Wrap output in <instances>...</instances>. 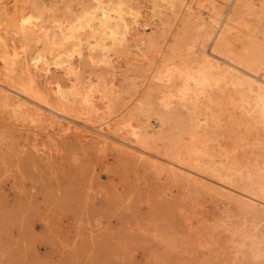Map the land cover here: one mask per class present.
Wrapping results in <instances>:
<instances>
[{
    "label": "rangeland",
    "instance_id": "1",
    "mask_svg": "<svg viewBox=\"0 0 264 264\" xmlns=\"http://www.w3.org/2000/svg\"><path fill=\"white\" fill-rule=\"evenodd\" d=\"M9 1H12V0H4V1L1 0L0 5L1 3L6 4L7 2H8L7 5L9 4L11 5L12 2L9 3ZM14 1L15 0H13V2ZM24 1H25L24 11L25 10L26 11L25 12L23 11V14L20 16L21 19L23 20L22 22L27 23V21L29 20L28 21L29 23L30 22L38 23L41 20V21L46 22L47 24H50L54 10L59 9V11H56L54 14L57 13L58 15L62 16L65 13L62 14L64 11L62 12L61 10H64L63 7L65 8L66 4H69L71 6L70 9L76 12L79 10L80 8L79 6L81 5V3H83V1L86 2V0H81V2L80 0H76V1L69 0V2L68 0H65L67 1V3L64 0H47V1L45 0V2L44 0H41V1L31 0V2L33 1V3L29 2L30 0H24ZM37 1H40V2L43 1V3L39 4V2L37 3ZM133 1H136V0H133ZM133 1L130 0V2L132 3ZM138 1L140 3V7H138L139 10L141 11L144 8L143 11L141 12L139 11L141 13V14L139 13L140 14L139 17L142 16L141 18L147 21L146 22L147 24L146 25L141 24L142 26H144L143 28L141 27V25L137 27V32L138 30L139 32L138 33L136 32L137 34L136 38L132 39L130 37L127 39L128 40L127 41L128 46H126L127 49L125 46L117 47L116 51L111 52L112 56L107 55L106 61L104 60L102 61L101 59L102 57L101 55H99L100 54L99 51H96L97 53H95L96 54L95 56L98 57L99 55L100 57V60L98 59V61H96L97 58L95 56H94L95 60H92L89 57H85L86 60L84 57H83L84 59L83 58L80 59L79 57H76L77 56L76 53H74L73 56H71L72 58L70 59L72 61L74 60L72 63L75 66L74 68L75 71H77L78 69H81L77 71V73L79 72L81 74L80 75L78 73V75L81 77L80 78L81 80L79 79L81 83L83 81V84H85V81H86L87 86L88 84L89 86H91V84L95 80L92 86L94 87L97 85L102 86V84L106 83L108 86L104 84L106 87L105 88L103 85V87L105 88L104 91L110 94V90H111V94L108 96L106 95L107 93L105 94V92L100 89H97L95 91L93 90L94 92L91 91V93H89V96H91V94L94 93L95 95L98 94L97 97L99 99L101 98L100 99L101 101L97 97L94 98L93 96L94 94H92L91 96L92 98L91 97L89 98L90 101H92L93 99L95 100L94 102L95 104L91 102V107L93 108L92 109L93 113L90 111L91 112L90 115L92 117L91 122L93 121V117H94V120L96 118V120L93 121L94 123L92 122L93 124L98 125L99 127L103 128L106 131L111 130L110 131L111 133H114L118 135L119 137H122L123 139L128 140L130 143L135 144L137 146H140V143L139 142L137 143L136 141L137 136H135V134L137 135L139 133V132L136 133V131L138 130L142 131L143 126H144V129H146L147 131L150 128L149 132L153 130L152 134L150 133L151 136L149 140L146 139L147 142L146 143L144 142V144H142L141 146L145 145L144 146L145 148L144 147L143 148L146 150L148 147H150L151 149L148 148V151L150 152L152 151V153L155 152L156 154L163 155L164 153L162 154L161 152H163V150L165 151L167 147L169 146V143H171L173 140L179 138L180 142H182V140L183 142H187L188 138L182 137L186 135L182 133L183 131H181L183 126L187 127V129L190 128L189 130L195 129V126H193L192 124L193 122H190V121L188 122L190 115L187 113L186 108L182 106L180 103L176 102V99H175L176 97H174L175 100H172L176 102L175 105L171 101V106L173 105L172 108L167 107L166 104L163 103L165 95H163L164 92L161 90V88L164 84V81H165L164 79L166 78V76H169L170 72L174 71L175 68L173 67L181 66L180 56L177 58V55H175L173 58H170V59L168 58L169 60L166 61L167 59L164 60L165 58H167L166 53L168 56H170L169 55L170 53H168L170 51V46L172 44H175L176 42H177L176 45L179 47L183 43L186 45L184 38L187 37V34H189L188 35L189 40L187 38L186 42L188 44L194 43V46L196 47L197 46L196 38L200 36L199 33L202 31L200 27H203V24H201V22L203 23V21L201 20H204L203 18L206 19L207 17L206 20L209 21V23L211 22L212 25L215 24L216 21L221 20L223 16L226 14L227 7H229L228 4L230 3V0L228 1L225 0L228 3L225 2L224 0H186L187 2L185 0L183 1L181 0L182 2L180 0H177V1L174 0L175 2L173 0H169V1L168 0H152L154 2H152L151 0L150 1L141 0L142 2L140 0H137L136 2ZM147 1H149L148 4H147ZM252 1H253L252 6L251 5L249 6L251 8L249 7L246 8V6L248 5L243 4L244 6L243 5L239 6V8L241 7V9L237 7V11L239 13L235 11L236 13H234L233 15V17L237 15V17H234V18H237L235 19L237 22L241 19L240 21L242 25H244L243 23L245 22L244 27L240 26L241 28L238 27L237 29H236V26L239 25L238 23H240V21L236 23V21L233 20L235 23L232 22L234 23L232 25L237 24L235 27L233 26L234 28L233 36L234 35L236 36V37L234 36V41H236L238 45L240 44L241 47H246V45L244 44H248V41L250 40L249 38H251V36L249 37L248 34L252 35L251 33H256V32L258 33V34L256 33L257 36L259 35L261 36L262 34L260 33L259 30L261 29L260 23L264 21L263 19L264 18V12H263L264 6L262 7L260 4H258L260 6L259 7L257 5V3H260L261 0L260 1L251 0V3ZM34 2H36L37 5ZM136 2H134V4H137ZM163 2L165 3L167 2L166 3L167 6L163 5L164 4ZM45 3L46 4L48 3V4L46 5ZM145 3L149 5L150 7H146ZM151 3H154V4L151 5ZM34 4L37 6V8L41 4H44V6L41 5L42 6L41 8H44L45 10L49 7L50 9L49 10L47 9L48 12H46L45 10L46 13H44L43 9L40 10L41 8H38L40 10L39 12L38 9H35ZM50 4L52 7L54 6L55 7L54 8L50 7ZM3 5H1L2 7L0 6V13H1L0 15L1 17L3 16L2 18L0 17V20H1L0 25L2 24L0 26V31H1L0 33L1 34L3 33L2 35H4V38L6 37L7 43H10L9 45H16L19 51L24 52V55L26 56L25 64L26 66H28V68L30 66L29 68L30 71H32L34 75L35 73H39L41 75L42 74L41 72H43L44 70H42L39 67L40 66L39 63L41 62L39 61L37 63L35 61L36 58H34V56L37 54V51H39L40 49L42 50L43 48H41V46L39 48V46L36 45L38 42L36 40L32 39L33 41L32 40L25 41L27 38L26 37L23 38L24 36L20 35V33L22 35L23 34L25 35L26 34L25 31L23 32L21 29H19V31L21 32L18 31L17 26L14 23H12L13 19H10L11 13H9V15L8 13L6 14V12L3 9L4 8ZM31 5H33L34 7ZM137 5L139 6V4ZM154 5L157 7H155ZM181 5L183 8L181 7ZM198 5L200 8L198 7ZM61 7L62 9H60ZM151 7L160 8V9L162 8L163 11L165 10L164 12H166V14L171 16V17L168 16L170 24L166 23L163 26L164 27L163 28L158 23L157 17L153 15V12H152L153 8ZM169 7L171 10H169ZM174 7L176 8L174 9ZM145 8H146V11H145ZM216 8H217V11H216ZM242 8L243 9L246 8V9L243 11ZM51 9L53 11L52 14L50 13ZM179 9H180V12H178ZM192 9L195 12L196 11L198 12H196L195 14V12H193ZM249 9L252 12H250ZM175 10H177L178 13H176ZM256 10H258L259 12L262 10L260 12L261 14L258 12L257 15L259 16L254 14ZM32 11L33 12L36 11L34 13L35 15H32L33 14ZM150 11L152 12V15ZM188 11L192 12L191 15L188 14V16L184 17L185 14L187 15ZM211 11H213L214 13ZM26 12L28 13V15H26L27 14ZM36 13H38L39 15ZM41 13L42 15L43 13L45 15L41 17ZM144 14H146L147 18H145L146 16ZM49 15H51V18ZM25 16H27V20H25L26 19ZM179 16L181 17V19L178 18ZM195 16H197V18ZM23 17L25 19H23ZM37 17L39 18V20ZM149 17L151 18L150 20H149ZM254 17L257 18V20L258 19L259 20L258 21L255 20ZM2 19H5V20L2 21ZM195 19L196 20L198 19V21H196ZM174 20H176L175 21L176 25L172 24ZM149 21L152 22V24H150ZM259 21L261 22L258 23ZM181 22H184V24H187L186 22H189V24L181 25ZM192 22L193 23L195 22L196 25L193 24ZM10 23H12L13 26L10 25ZM29 23H27V25ZM167 25H170V26H167ZM199 25L200 27H198ZM250 25L252 27H250L249 29L248 26ZM257 25L260 27H257ZM148 27L149 28L155 27L154 29L156 32L152 28L149 29ZM170 27L172 28L170 29ZM15 28L17 30H15ZM147 28H148V31L146 30ZM162 28L163 30L166 29L167 35L166 33H163V30H161ZM140 30L142 31V33ZM143 30L146 31V33ZM158 30H159V33H158ZM196 31L197 33H195ZM198 31L200 32L198 33ZM238 31H240L239 34H238ZM247 31H249L250 33H248ZM18 32L19 34H17ZM179 32L180 33L183 32L181 33L182 36L179 35L180 34ZM190 32H192V35L194 37L190 36L191 35ZM147 33H152L156 35V37H158L157 34L160 35L158 37V39L160 38L159 39L160 45L161 43H165V44H162L161 47L163 45L166 47L168 46V48L163 46V49H162V51L164 52L163 54L160 51L159 52L154 51L153 53V50L150 49V47L147 44H146L147 46L146 48L143 46L145 45L146 41L144 42L143 40H140V39H146L148 37ZM174 33L178 35H175ZM140 34L141 35L143 34L142 35L143 38L140 37L141 36ZM177 36L181 38H183L184 36L183 40L181 39L182 42L181 40L180 41L178 40L180 38H178ZM239 36L241 37L240 39L238 38ZM166 37H167V41L166 39L165 40L163 39ZM175 37L176 39L174 40ZM193 38L194 40L195 39L196 40L194 41ZM14 39H16L15 43L13 41ZM162 39L165 42L162 41ZM169 40L171 41V43L173 42L172 40H174V43L171 44L170 42H168ZM244 41L247 43H244ZM30 42H32V44ZM134 42H137L138 44ZM21 43H23L24 46H22ZM241 43L243 44L241 45ZM17 44L19 45L21 44V45L19 46ZM136 45L140 47L141 50ZM33 46L34 47L36 46V50ZM141 46L144 47L145 49L142 48ZM124 49L126 52H124ZM132 49L134 50V52ZM142 49L145 51H143ZM166 50H168V52H166ZM183 51H185V47L183 48ZM132 52L133 54H131ZM150 52L152 54H150ZM157 52L159 54H156ZM129 53H130V56L132 57L129 56ZM134 53H136L137 56H135L136 54L134 55ZM125 54H128V55L126 56ZM119 55L120 56L122 55V56L120 57ZM135 57L137 60H135ZM159 57H161L162 60H160ZM76 58H77V62H76ZM87 58H89L90 60ZM129 59H130V63H129ZM34 61L36 64L32 63ZM131 61L135 63V64L133 63L135 66H133ZM137 62L138 63L141 62V63L138 64ZM79 63H82L83 65L82 64L80 65ZM106 63H107V66H106ZM109 63L113 67L109 65ZM146 63H148L150 66L152 65L150 70L148 69L150 68V66L148 67V64L145 65ZM163 63L164 64L167 63V65L168 64L169 65L168 66L164 65L163 66L165 67L164 69L162 67ZM1 64H2V61H0V65ZM37 64L39 66H37ZM52 64L53 63H51V65ZM101 64H102V67L100 66ZM51 65H50L51 67L50 70L46 74L44 73L45 74L44 76L43 74L41 76L36 74L35 77L37 76L38 78L40 76V78H43V80L38 78V81H42V82H39V84L41 85V87H44L45 90L47 89L46 91L48 92L50 96L56 95L55 94L56 89H57V92H56L57 95H60V92H58L59 91L58 86L60 85L62 87V89L60 88V90L62 91H65L63 90V88L67 87V85H68L67 89H69L70 87L69 85H71L72 82L75 80L76 74L73 71L72 73L71 72L68 73L69 74L68 75L60 67L57 68L54 64L52 66ZM88 65H90L91 67ZM94 65H96L95 67L97 68V71H99V67H100V72H102L104 70V66H105V69H109V70H104V73H101V74L99 72V75L101 76V79H100V77L98 76V72L95 71L96 68L94 67ZM117 65L119 67H121L122 65V67L119 68ZM110 66L114 69H112ZM170 66L172 68H170ZM146 67L148 70H145ZM159 67L162 68V70H160ZM2 68H3V64L0 66V80L4 76L2 73L3 71ZM90 68L92 69L91 71H90ZM139 68H143L141 69L142 71ZM167 68L168 69L170 68L169 69L170 71L166 70ZM134 69L135 70L137 69L136 71L138 73L137 72L135 73ZM163 69H164V72H163ZM38 70L41 72H39ZM165 70L168 71L167 75H166ZM62 71L64 73H62ZM81 71H83L82 72L83 74L81 73ZM116 71H118V73ZM106 72H108L109 74L106 75L105 74ZM122 72L124 73L125 78ZM139 72H142V73L139 74ZM95 73L97 74V78H96ZM144 73H146L147 76H145L146 74ZM150 73L152 76H148ZM71 74H73V76ZM103 74L106 79L104 78ZM153 74L155 75L156 79L155 77H153L154 76ZM156 74L157 76H160V77H157ZM88 75L91 78H89ZM115 75H116V78H115ZM126 76L127 78L130 77V79H127ZM111 77L113 78V80ZM148 77L150 78V80L149 79L147 80ZM55 78H57V81ZM62 78H66V80ZM98 78H99V81H96L98 80ZM102 78L105 81L106 80L107 81L103 83ZM141 78L144 79L142 82L140 81L142 80ZM131 80L133 81L131 82ZM168 80L169 78H167L165 82H167ZM51 81H53V83ZM70 81H71V84H70ZM148 81L151 82L152 84L148 83ZM153 81L154 82L157 81L156 83L159 82V84L156 85V83L154 84ZM107 82H110L113 86L111 87V84ZM161 82H162V85H161ZM63 83L67 85L63 87L62 86ZM114 83H115V87L117 86L118 89L114 87ZM141 83H143L144 85H142ZM145 83L147 86L145 85ZM137 84L139 85L141 84V86L139 85L136 86ZM126 86L127 87L129 86L130 88H127ZM150 86L151 87L155 86V87L151 88ZM107 88H110V89H107ZM147 88L148 90H146ZM134 89L136 91H134ZM142 89H145L143 91L144 93L142 92ZM115 91H117V93ZM127 92L129 94H127ZM131 92H132V95H131ZM114 93H116L115 95L119 98H117L116 96L113 97L112 95H114ZM120 93L122 94V96L123 95L125 96L122 97ZM118 94L120 95L118 96ZM146 94L148 97H145ZM149 94H151L152 97ZM140 95L141 97L142 95H144L143 96L144 98L142 97L141 99L140 98L138 99ZM105 96L106 97L110 96L113 99L110 97L109 99L106 98L105 99V101L107 100V103H106L104 101ZM126 96L129 98L127 99ZM134 97H136L137 99ZM114 98L115 100L118 99V101L119 100L120 101L117 102L116 104L117 100L114 101ZM148 99H149V102H148ZM160 99L163 100V102ZM111 100L113 104H111L112 103ZM142 100H143V103H142ZM128 101L134 102V108H132L133 105L132 107L130 106V102L128 103ZM108 102H109V105H108ZM124 102L127 104H125ZM139 102L142 104H140ZM148 103L149 104L151 103V104L149 105ZM136 104L138 105L139 108L135 106ZM143 104L144 105L146 104V105L144 106ZM252 104L254 107H257L256 102H253ZM8 105L2 103L0 100V264H264V216L262 215V210H264V204L257 200H251L250 202L248 198L244 197L245 196L244 194L240 193V192H243V190L245 191V189L242 186L245 183V181L243 180L245 178L243 177L244 176L243 173L247 170L248 171L255 170L257 168L256 162H258L260 165L261 160H264V155H263L264 154L263 153L264 143L261 142L264 139V128L262 125H259V123L257 122L255 124L256 119H252L250 117V114H251L250 112L247 113L248 116H246L245 114L244 118H247V120L251 122L250 123L245 122L246 119L245 120L243 119L242 117L243 113L241 112L243 110L242 105H239L238 107H234V106L232 107L231 105H227L228 107L230 106L229 108L230 112H227V114H225V116H227L228 118L227 117L224 118L225 116L223 117L225 119V120L223 119V121L227 123V125L229 124V126H227V129H226L227 133L225 134L228 136H231V134H233L232 135L233 137L226 136L222 139V144H224L223 146L225 148L226 147L228 148V149L226 148L228 158L226 155H221V156L217 155V158L219 159L221 158L224 161L227 160L229 161L228 163L231 166L232 165L239 166V168H241V170L244 171L242 173L240 169L237 170L236 168H233V167L231 168V170L228 171L231 177L234 176L232 184H233V187L236 188V189L234 188L233 190L232 189L229 190V193H228V190H226L225 188H218V189L212 188V187L209 188V185H206L204 182L201 183V180L195 179L194 176L192 175H190L189 177V175L186 172H182L183 175L186 174L185 176H182V173H180V171L183 168L177 167L175 171L169 170L167 169V167L168 168L173 167V164L169 163L168 165L162 166L160 165L161 163L159 162L156 163L152 161V157L149 156L148 154L135 151L134 148H128L126 146H123V148H120L118 146L119 148L118 147L116 148L110 142L109 138L108 139L106 138L105 142H100L97 137L98 135L93 133L91 130L84 129V128L82 129L80 126L74 123H71L69 121L68 122L64 121V119H61V118L58 119V117H56V119H53V120L49 118L47 119L44 117L36 118L31 113L24 111V109L18 105H14V104H8ZM95 105L97 108L95 107ZM124 105H126L127 107ZM162 105L164 106V108ZM12 106L13 107L15 106V107L13 108ZM114 106H117V107H114ZM121 107L124 109H122ZM135 107H137L138 109H135ZM140 107H143V110L145 112L141 111L142 108L140 109ZM131 108L133 110H131ZM15 109H18V110H15ZM111 109H113L112 110L113 112L111 111ZM128 109L130 110V112L132 111L131 113H133V115H131V113L129 112L131 116L130 115L128 116V111H129ZM174 109L175 110L177 109V110L175 111ZM165 110L169 111L171 115L167 113V111ZM226 110L229 111L228 109ZM136 111H138L139 113ZM177 111L180 112V114L177 113ZM99 112L101 113L99 114L101 118L100 116L99 117L97 116L98 115L97 113ZM135 112L137 114H135ZM175 112L176 114H179V116L175 115ZM18 113L21 116L18 115ZM25 114H27V116ZM142 114L143 116L147 114L148 115L147 117L146 116L143 117ZM114 115L117 117H115ZM157 115L161 118H159ZM183 115L185 116L186 120L185 118L181 117ZM172 116H174L175 118ZM177 116L181 118H178ZM196 116L200 124L202 126L205 125L206 119H205L204 113L202 111H199ZM102 117L105 119H103ZM126 117H127V120L125 119ZM169 117L172 119H169ZM117 118L118 120H122V119L123 120L125 119V120L124 121L122 120L123 122L122 123L121 121L118 122ZM176 118H177V122L178 123L180 122L179 124L176 122ZM229 118L230 120H228ZM234 118L236 121L234 120ZM174 119H175V122L173 121ZM178 119L181 121H178ZM240 119L241 121H239ZM55 120L57 124H55L56 123ZM137 120H139V122ZM141 120L145 123H142ZM183 120L186 122H184ZM147 121L149 123H146ZM105 122L111 123L109 125L113 127L108 126V123L105 124ZM117 122L119 126V127L117 126V128L119 130L116 128ZM181 122H183V124ZM175 123L178 124V127ZM239 123L241 124L239 125ZM245 123L251 124L252 127L249 124L246 125ZM62 124L65 126L66 129L63 128ZM146 124L148 126H146ZM244 124L246 125V128L248 127V125L250 128L248 127V129H244L245 128ZM105 125L108 127H106ZM134 125L138 127L136 128ZM173 125H176V128H178V130H176V128L174 129ZM180 125L182 128L180 127ZM169 126L171 127V130L169 129L170 128ZM234 126L236 128H234ZM78 127L81 128L82 130L80 131ZM115 128H116V131L114 130ZM138 128H141V129H138ZM132 129L133 131H135L134 134L132 133L133 132ZM209 129L210 128H208V130ZM230 129H232L233 132L231 130L230 132L232 133L229 135L228 131ZM240 129H241V132H240ZM200 130L201 131H199L198 133H201V135L200 134L198 135L204 136L207 134L208 139L210 140V141H207L208 142L207 146L211 148L212 150L214 149L213 151L214 152L216 151L215 153L217 154L218 153V150L216 148L217 146L214 144L216 131H213L212 129H210L212 131L207 130L208 132L202 135L203 131L201 128ZM167 131H170V132H167ZM175 131H178L180 133H174ZM156 132L158 134L157 136H155L157 139L154 138V135L156 134ZM161 133H163L164 135ZM88 134L89 136H86ZM159 134L160 136L161 135L162 136L160 137ZM172 134L173 136L174 135L175 136L172 137ZM178 134L179 135L181 134V135L179 136ZM152 136L155 142L153 141V138H151ZM169 137L171 138L168 139ZM210 137H214L213 138L214 140L212 138L210 139ZM234 137H235V140H233ZM95 140H97L98 142L95 143ZM232 140L234 141L233 144H235L237 140L238 141L241 140V145L238 143V141L236 143L239 144L242 148L241 147L239 148L237 144L231 145ZM244 140H245L244 143L246 145L244 143L242 145V142ZM107 142L111 144H108ZM153 142L156 144L157 146L156 148L158 149H153L155 148V145L153 144ZM157 143L160 146L157 145ZM208 144H210V146ZM162 145L165 148H163ZM261 145L262 147H260ZM151 146H154V147H151ZM237 148L238 150L235 152V149ZM123 150L126 152L129 150L128 151L129 153H126V152L124 153ZM134 151L137 153H135ZM130 152L133 154H131ZM231 152H233V154ZM234 152L235 154L237 152L239 154H236L238 155L237 158L236 157L232 158L231 159L232 162H231L229 159L230 157L235 156ZM199 153L200 152H198V154ZM134 154L139 155V157L138 156L135 157ZM235 159H238L239 161L237 160L238 161L237 162ZM150 162L152 165L150 164ZM250 163H253V164H250ZM255 163H256V167H255ZM244 164H247L250 167V169L248 168L247 165H244ZM185 165L190 167V164L188 163H186ZM242 167L245 168L246 170L242 169ZM159 168H161L162 171ZM177 171L179 172V174ZM177 175H179L180 177ZM191 177L194 178L196 181H193ZM187 178H189L188 179L189 181L187 180ZM235 178H240L241 182ZM197 182H199V184ZM203 183L206 186H204ZM240 183H242V185ZM195 185L197 186L195 187ZM206 187L209 189H207ZM237 187L239 191L237 190ZM215 189H216V192H215ZM225 193H228V194H225ZM245 198L248 200H246ZM250 203L251 205L249 206ZM246 206H249V207H246Z\"/></svg>",
    "mask_w": 264,
    "mask_h": 264
},
{
    "label": "bare ground",
    "instance_id": "2",
    "mask_svg": "<svg viewBox=\"0 0 264 264\" xmlns=\"http://www.w3.org/2000/svg\"><path fill=\"white\" fill-rule=\"evenodd\" d=\"M1 1V0H0ZM2 1H4V0H2ZM41 1V0H40ZM40 1H37V3L39 2V4L40 3H43V1L42 2H40ZM47 1V0H46ZM65 1V0H64ZM63 1V2H64ZM76 1V0H75ZM89 1H91V2H89ZM86 0V2H84L83 1V3H81V5L79 6L80 8H79V10L78 11H74V10H72V9H70L71 8V6L69 5V4H66L65 5V8L63 7V9L64 10H61L63 13L62 14H64V15H62L61 13V15L62 16H60V15H58L57 13L56 14H54L56 11H59V9L57 10L56 8V10H54V13H53V11H52V9H51V11H50V13L52 14V18H51V15H49L50 16V18H51V22H50V24H47L46 22H44V21H41L40 20V22H38V23H29L28 21H27V23H29L28 25H27V23L26 22H24V23H26V24H24L22 21V19H21V15L23 14V11H24V9H25V1L24 0H15L14 2H13V0L12 1H9V3L10 2H12V4L10 5H7V3L6 4H2L1 3V5H3V9H4V11L6 12V14L8 13V15H9V13H11L10 14V16H11V18L10 19H13V21H12V23H14L16 26H17V28H18V31H19V29H21L23 32L25 31V35L23 34H21L20 33V35L21 36H24L23 38H27L25 41H30V40H36V41H38L37 42V44L36 45H38L39 46V48H40V46H41V48H43L41 51L39 50V51H37V54L34 56V58H36V62L38 63L39 61L41 62V63H39L40 64V66L37 64V66H39L42 70H44L43 72H41V71H39V72H41L42 74H43V76L50 70V65H51V63H53L57 68L58 67H60L66 74H68V73H72L73 71H74V73L76 74H74L76 77H75V80L72 82V84H71V81H70V84L71 85H69L70 87H69V89H67V87H68V85L67 84H64L63 83V87L64 86H66L67 85V87H64L63 88V90H65V91H62V90H60V88L62 89V87L59 85L57 88L59 89V91L58 92H60V95H57V89H56V91H55V96H50L49 94H48V92L45 90V88L44 87H41V85L39 84V82H42V81H38V78H40V76L42 75H40L39 73H35V75L36 74H38V75H40L38 78H37V76L35 77V75H34V73H32V71H30V66H29V68H28V66H26V56L24 55V52H22V51H19L18 49H17V46L16 45H9L10 43H7V41H6V37L4 38V35H2L1 33H0V61H2V64H3V71H2V73H3V77H2V79L0 80V100H1V102L2 103H4V104H14V105H18V106H20V107H22L23 109H24V111H27V112H29V113H31L32 115H34V117H36V118H39V117H44V118H49V119H51V120H53V119H56V117H58V119L59 118H61V119H64V121H69V122H71V123H74V124H76V125H78V126H80L82 129L84 128V129H89V130H91L93 133H95V134H97L98 136V139H99V141L100 142H105L106 141V138L108 139H110V142L113 144V146H115L116 148L119 146L120 148H123V146H126V147H128V148H134L135 149V151H139V152H142V153H146V154H148L149 156H151L152 157V161H154V162H159V163H161L160 165H168L169 163L170 164H173V167H170V168H168L167 167V169H169V170H173V171H175L176 170V168L177 167H179V168H183L181 171H180V173H182V172H186L188 175H189V177H190V175H192V176H194V178L195 179H198V180H201V183L202 182H204L206 185H209V188L210 187H212V188H216V189H218V188H225L226 190H228V193H229V190H233L235 187H233V177H231V175L229 174V170H231V168L233 167V168H236L237 170L238 169H240L241 170V168H239V166H234V165H230L228 162L229 161H227V160H223V159H219V158H217V155H228L227 154V150H226V148L223 146L224 144H222V139L224 138V137H226V136H228V135H226L225 133H227V131H226V129H227V126H229V124L227 125V123H225L224 121H223V119L224 118H226L227 116H225V114H227V112H230V110H229V108H230V106L228 107L227 105H231L232 107L234 106V107H238L239 105H242L243 106V110L241 111L242 113H243V119L245 120L246 119V121L245 122H251V121H248L247 120V118H244L245 117V114H246V116H248L247 115V113L248 112H250L251 114H250V117L252 118V119H256L255 120V124H256V122L257 123H259V125H262L263 126V128H264V21H259L258 23H260L261 25V29L259 30L260 31V33H262L261 34V36L259 35V36H257V34L256 33H251L252 35H250V34H248L249 35V37L251 36V38H249L250 40L248 41V44H244V45H246V47H241L240 46V44L238 45L237 43H236V41H234V36H233V26L235 27L236 25H232V24H234L235 22L233 21V20H235V19H237V18H234V17H237V15L236 16H234L233 17V15H234V13H236V12H238L237 11V7L239 8V6H242L243 4L244 5H248V6H246V8L247 7H249L250 5L252 6V4H253V1H252V3H251V0H245V1H243V0H230V3L228 4L229 5V7H227V11H226V14L223 16V18L221 19V20H219V21H216V23L215 24H211V22L209 23V21H207L206 19H207V17H206V19L205 18H203L204 20H201V21H203V23L201 22V24H203V27H200V25L198 26V27H200V29H202V31L200 32V31H198V33L200 34V36L198 37V38H196L197 39V43H196V47L194 46V43H192V44H188L186 41V39L188 38V40H189V34H187V37L186 38H184V36H183V38L185 39V43H186V45L184 44H182L180 47L179 46H177L176 44H177V42L175 43V44H172V43H174V40L176 39V37L174 38V40H172L173 42L171 43V41L169 40L168 42H170L172 45L170 46V51L168 52V50H166V52H168V53H170L169 55L170 56H168L167 55V53H166V56H167V58H165L164 60H166V61H168L170 58H173L175 55H177V58L180 56L181 57V60H180V63H181V66H178V67H173V68H175L174 69V71L173 72H170L169 73V76H166V78L164 79L165 81H166V79L167 78H169V80L167 81V82H165L164 80V84H163V86H162V88H161V90L164 92V94L163 95H165L164 96V102H163V100H161L164 104H166V106L167 107H170V108H172L173 107V105L171 106V101L172 100H175L176 99V102H178V103H180L182 106H184L185 108H186V110H187V113L190 115V118H189V120H188V122L190 121V122H193L192 124H193V126H195V129L193 130V129H191V130H189V129H187V127H185V126H183V128L181 127V125H180V127L182 128L181 129V131H183L182 133L183 134H186L185 136H182L183 138L184 137H187L188 138V140H187V142H183V140H182V142H180L179 141V138H177V139H175V140H173L171 143H169V146L167 147V149L164 151L163 150V152H161L163 155H159V154H156L155 152L154 153H152V151L150 152V151H148V148H150V147H146L147 148V150L146 149H144L145 147V145H143V146H141L142 144H144V142L146 143L147 142V140L146 139H148L149 140V138H150V133L152 134V131L151 132H149V130H150V128L148 129V131L146 130V129H144V126H143V130L141 131V130H138V131H136V133L137 132H139L137 135L135 134V136H137L136 138H137V143L139 142L140 143V146H137V145H135V144H132V143H130L128 140H125V139H123L122 137H119L118 135H116V134H114V133H111L110 131H106V130H104L103 128H101V127H99L98 125H96V124H93L94 122L93 121H95L96 120V118H95V120H94V117H93V123L91 122V119H92V117H91V115H90V113L92 112V107H91V102H95V100L93 101L92 99V101H90L89 100V98L92 96V94H94V93H92L91 94V96H89V93H91V91H95V90H97V89H100V90H102V91H104V89L106 88L105 87V85L104 84H106V83H104V82H106L103 78V83L104 84H102V86L101 85H97V83H96V85L97 86H92L93 85V83H94V81H93V83L91 84L90 82V84H91V86H89V84H88V86H87V84H86V81H85V84H83V81H82V83L80 82V76L78 75V73H77V71L78 70H81V69H78L77 71H75V66L73 65V61L70 59V58H72L71 56H73V54L74 53H76V57H79L80 59L81 58H85V57H89V58H91L92 60H95V58H94V56L96 55L95 53H97L96 51H99V55H101V59H102V61L104 60V61H106V59H107V55H111V52H113V51H116V49H117V47H119V46H128L127 45V39L128 38H132V39H134V38H136V32H137V27L138 26H140L141 24L142 25H146L147 23V21H145V20H143L141 17H139V15L141 14L140 12L141 11H143L144 10V8H143V10H139V8L138 7H140V3H139V1L138 2H136V1H133V3L132 2H130V0L128 1V0ZM141 1V0H140ZM150 1V0H149ZM149 1H147V4H148V2ZM152 1V0H151ZM169 1V0H168ZM174 1V0H173ZM177 1V0H176ZM181 1V0H180ZM183 1V0H182ZM181 1V2H182ZM186 1V0H185ZM225 1V0H224ZM228 1V0H227ZM227 1H225V2H227ZM260 1V0H259ZM29 2H31V0L29 1ZM44 2H45V0H44ZM48 2H50V1H48ZM66 3H67V1H65ZM68 2H69V0H68ZM80 2H81V0H80ZM88 2V3H87ZM134 2H136L137 4H139V6L137 5V4H134ZM142 2V1H141ZM146 2V1H145ZM152 2H154V1H152ZM171 2V1H170ZM175 2V1H174ZM181 2H180V4H181ZM187 2V1H186ZM202 2V1H201ZM212 2V1H211ZM31 3H33V1L31 2ZM36 5H37V3L36 2H34ZM57 3V2H56ZM72 3V2H71ZM157 3V2H156ZM164 4L163 5H165V6H167L166 5V3L165 2H163ZM184 3V2H183ZM189 3V2H188ZM197 3V2H196ZM199 3V2H198ZM217 3V2H216ZM219 3V2H218ZM222 3H224V2H222ZM228 3V2H227ZM34 4V5H35ZM39 4H38V6H39ZM46 4V3H45ZM48 4V3H47ZM46 4V5H47ZM63 4H65V3H63ZM63 4H62V6H63ZM144 4V3H143ZM146 4V3H145ZM145 5L146 7H150L149 5ZM154 3H151V5H153ZM173 4V3H172ZM194 4V3H193ZM202 4V3H201ZM258 4H260L262 7L264 6V0H261V2L260 3H257V5ZM0 5V6H1ZM35 5V9H38V8H41L42 6L41 5H43L44 6V4H41L38 8H37V6ZM45 5V6H46ZM54 5H56V4H54ZM53 5V6H54ZM58 5V4H57ZM60 5V4H59ZM72 5V4H71ZM159 5H160V3H159ZM175 5V4H174ZM178 5V4H177ZM184 5V4H183ZM197 5V4H196ZM200 5V4H199ZM199 5H198V7H199ZM212 5V4H211ZM225 5V4H224ZM227 5V4H226ZM243 5V6H244ZM31 6H33V5H31ZM61 6V5H60ZM60 6H58V7H60ZM155 6V5H154ZM169 6V5H168ZM185 6V5H184ZM190 6V5H189ZM259 6V5H258ZM2 7V6H1ZM26 7H28V6H26ZM30 7V6H29ZM34 7V6H33ZM32 7V8H33ZM47 7V6H46ZM45 7V8H46ZM50 7H52L51 6V4H50ZM55 7V6H54ZM54 7H52V8H54ZM57 7V6H56ZM155 7H157V6H155ZM159 7V6H158ZM162 7V6H161ZM164 7V6H163ZM180 7V6H179ZM181 7H182V5H181ZM191 7V6H190ZM189 7V8H190ZM197 7V6H196ZM197 7V8H198ZM260 7V6H259ZM258 7V8H259ZM261 7V8H262ZM31 8V7H30ZM29 8V9H30ZM151 8H153V7H151ZM166 8V7H165ZM176 7H174V9H175ZM183 8V7H182ZM189 8H188V10H189ZM200 8V7H199ZM219 8V7H218ZM244 8V7H243ZM242 8V10L244 11L245 9H243ZM249 8H251V7H249ZM27 9V8H26ZM43 9V11H44V13H46V12H48L47 11V9L49 10L50 8L48 7L47 9H45L46 10V12H45V10H44V8H41L40 10H42ZM60 9H62V7L60 8ZM142 9V8H141ZM181 9V8H180ZM180 9H179V11L178 12H180ZM187 9V8H186ZM191 9V8H190ZM223 9V8H222ZM239 9H241V7L239 8ZM263 9V8H262ZM2 10V9H1ZM40 10L38 9V11L40 12ZM72 10V11H71ZM148 10V9H147ZM169 10H171L170 9V7H169ZM198 10V9H197ZM253 10V9H252ZM3 11V10H2ZM26 11V10H25ZM24 11V12H25ZM29 11V10H28ZM31 11V10H30ZM74 11V12H73ZM140 11V12H139ZM145 11H146V8H145ZM165 11V10H164ZM163 10H162V8L160 9V8H153V10H152V12H153V15H155L156 17H157V21H158V23L163 27L166 23L168 24L169 23V17H171V16H169L168 14H166V12H164ZM176 11V13H178L177 12V10H175ZM175 11H174V13H175ZM192 11L193 12H195L193 9H192ZM216 11H217V8H216ZM222 11V10H221ZM236 11V12H235ZM242 11V12H243ZM249 11H250V9H249ZM262 11V10H261ZM260 11V12H261ZM36 12V11H35ZM35 12H33L32 11V15H35L34 13ZM38 12V13H39ZM151 12V11H150ZM152 12H151V15H152ZM196 12H198V11H196ZM196 12H195V14H196ZM211 12H213V11H211ZM211 12H209V13H211ZM248 12V11H247ZM250 12H252V11H250ZM258 10H256L255 12H254V14H258ZM259 12V13H260ZM264 12V11H263ZM262 12V13H263ZM27 13V12H26ZM38 13H36V14H38ZM43 13V15H45ZM140 13V14H139ZM183 13H185V12H183ZM191 11H188L187 12V15L185 14H182V15H184V17H186V16H188V14L189 15H191ZM214 13V12H213ZM221 13V12H220ZM239 13V12H238ZM241 13V12H240ZM249 13V12H248ZM1 14V13H0ZM3 14V13H2ZM48 14V13H47ZM170 14H172V13H170ZM251 14H253V13H251ZM261 14V13H260ZM5 15V14H4ZM26 15H28V13L26 14ZM31 15V14H30ZM29 15V16H30ZM39 15V14H38ZM42 15V13H41V17L43 16ZM145 16H146V14H144ZM143 15V16H144ZM148 15V14H147ZM198 15V14H197ZM201 15V14H200ZM241 15V14H240ZM154 16V17H155ZM169 16V17H168ZM173 16H175V15H173ZM215 16V15H214ZM254 16V15H253ZM257 16H259V15H257ZM256 16V17H257ZM0 17H1V15H0ZM3 17V16H2ZM1 17V18H2ZM26 17V19L23 17V19H25V20H27V16H25ZM34 17V16H33ZM33 17H31V18H33ZM36 17V16H35ZM46 17V16H45ZM177 17V16H176ZM175 17V18H176ZM196 18H197V16H195ZM199 17V16H198ZM238 17H240V16H238ZM262 17V16H261ZM260 17V18H261ZM38 18V17H37ZM47 18V17H46ZM145 18H147V16L145 17ZM178 18H180L181 19V17L179 16ZM192 18V17H191ZM194 18V17H193ZM201 18V17H200ZM210 18V17H209ZM213 18V17H212ZM211 18V19H212ZM255 18V17H254ZM263 18V17H262ZM261 18V19H262ZM9 19V20H10ZM36 19V18H35ZM43 19V18H42ZM151 18L149 17V20H150ZM187 19H189V18H187ZM210 19V20H211ZM252 19V18H251ZM264 19V18H263ZM262 19V20H263ZM3 20H5V19H2V21ZM24 20V21H25ZM31 20V19H30ZM38 20H39V18H38ZM44 20V19H43ZM48 20V19H47ZM147 20V19H146ZM154 20V19H153ZM196 20V19H195ZM209 20V19H208ZM241 20V19H240ZM239 20V21H240ZM255 20H257V18H255ZM259 20V19H258ZM257 20V21H258ZM7 21V20H6ZM32 21V20H31ZM36 21V20H35ZM176 20H174V22L172 23L173 25H176L175 22ZM184 21H186V20H184ZM190 21V20H189ZM191 21H193V20H191ZM196 21H198V19L196 20ZM236 21V20H235ZM238 21V22H239ZM252 21V20H251ZM34 22V21H33ZM48 22V23H49ZM150 22V21H149ZM170 22H172V21H170ZM178 22V21H177ZM213 22V21H212ZM232 22H234V23H232ZM237 21H236V23H238ZM0 23H1V20H0ZM12 23H10V25H12ZM155 23V22H154ZM187 24H189V22H186ZM193 23V22H192ZM197 23V22H196ZM257 23V24H258ZM24 24V25H23ZM150 24H152V22H150ZM170 24V23H169ZM184 24V22H181V25H183ZM187 24H184V25H187ZM193 24H195V22L193 23ZM192 24V25H193ZM198 24V23H197ZM239 25L238 26H236V29L239 27V28H241L242 26L244 27V25H245V22L243 23L244 25H242L241 24V21H240V23H238ZM241 24V25H240ZM253 24V23H252ZM256 24V23H255ZM2 25V24H1ZM0 25V26H1ZM4 25V24H3ZM141 25V27L143 28L144 26H142ZM149 25V24H148ZM172 25V26H173ZM191 25V24H190ZM196 25V24H195ZM5 26V25H4ZM3 26V27H4ZM13 26V25H12ZM152 26V25H151ZM158 26V25H157ZM167 26H170V25H167ZM194 26V25H193ZM241 26V27H240ZM260 26H258L257 25V27H260ZM6 27V26H5ZM141 27H139V28H141ZM159 27V26H158ZM166 27V26H165ZM180 27V26H179ZM178 27V28H179ZM249 27V29H250V27H252L251 25L250 26H248ZM256 27V28H257ZM145 28H146V26H145ZM149 28V27H148ZM148 28L146 29L147 31H148ZM150 28H152V27H150ZM149 28V29H150ZM155 27H153L152 29L155 31V29H154ZM160 28V27H159ZM164 28V27H163ZM163 28L161 29V30H163ZM172 27H170V29H171ZM181 28V27H180ZM188 28H189V26H188ZM170 29H168V30H170ZM194 29H195V27H194ZM193 29V30H194ZM196 29H198V28H196ZM235 29V30H236ZM258 29V28H257ZM15 30H17L16 28H15ZM14 30V31H15ZM183 30H184V28H183ZM187 30V29H186ZM189 30H191V29H189ZM188 30V31H189ZM141 31V30H140ZM144 31V30H143ZM152 31V30H151ZM176 31H178V30H176ZM237 31V30H236ZM1 32V31H0ZM16 32V31H15ZM19 32H21V31H19ZM19 32L17 33V34H19ZM138 32H139V30H138ZM137 32V33H138ZM145 33H146V31H144ZM156 32V31H155ZM154 32V33H155ZM170 32H172V31H170ZM174 32V31H173ZM248 33H250L249 31H247ZM246 32V33H247ZM255 32V31H254ZM141 33H142V31H141ZM153 33V32H152ZM152 33H147L148 35V37L146 38V39H140V40H143L144 42H145V45H143L145 48L147 47L146 46V44L150 47V49H152L153 50V53H154V51L156 52V51H160L162 54L164 53L163 51H162V49H163V46L161 47V45L162 44H165V43H161V45H160V43H159V39H158V37L160 36L159 34H157L158 35V37H156V35H154V34H152ZM158 33H159V30H158ZM163 33H166V35H167V32H166V29L165 30H163ZM175 33H177V32H175ZM174 33V34H175ZM180 33V32H179ZM181 33H183V32H181ZM181 33L179 34V35H181ZM191 33V35L190 36H193L192 35V32H190ZM195 33H197V31L195 32ZM240 33V31H238V34ZM172 34V33H171ZM171 34H169V35H171ZM173 34V35H174ZM194 34V33H193ZM234 34H236V33H234ZM141 35V34H140ZM143 35V34H142ZM142 35L140 36L141 38H143L142 37ZM163 35V34H162ZM175 35H178V34H175ZM184 35V34H183ZM198 35V34H197ZM21 36H20V38H21ZM146 36V35H145ZM182 36V35H181ZM186 36V35H185ZM246 36V35H245ZM8 37V36H7ZM139 37V38H140ZM163 37V36H162ZM178 38H180V39H178L179 41L182 39L183 40V38H181V37H179V36H177ZM194 37V36H193ZM236 37V36H235ZM239 39L241 38L240 36L238 37ZM246 38V37H245ZM164 40L166 39V41H167V37L166 38H163ZM162 39V41H164ZM191 39V38H190ZM195 39V40H196ZM15 40L16 39H14L13 41H14V43H15ZM32 40V41H33ZM182 40H181V42H182ZM192 40V39H191ZM193 40H194V38H193ZM194 40V41H195ZM138 41V40H137ZM165 42V41H164ZM17 43H19V42H17ZM27 43V42H26ZM31 44H32V42H30ZM131 43V42H130ZM134 43H136V44H138L137 42H134ZM143 43V42H142ZM244 43H247V42H245L244 41ZM22 44V46H24V44L23 43H21ZM20 44V45H21ZM144 44V43H143ZM167 44V43H166ZM243 43H241V45H242ZM17 45H19V44H17ZM19 45V46H20ZM28 45V44H27ZM30 45V44H29ZM135 45V44H134ZM170 45V44H169ZM133 46V45H132ZM137 46V45H136ZM32 47V46H31ZM34 47V46H33ZM124 47V48H125ZM138 47V46H137ZM142 47V46H141ZM144 47H142V48H144ZM164 47H166V46H164ZM185 47V51H183V48ZM35 48V50H36V46L34 47ZM123 48V47H122ZM139 49H140V47H138ZM144 48V49H145ZM166 48H168V46L166 47ZM126 49H127V47H126ZM150 49H149V51H150ZM133 50V49H132ZM141 50V49H140ZM143 50V49H142ZM152 50H151V52H152ZM137 51V50H136ZM143 51H145V50H143ZM142 51V52H143ZM124 52H126L125 51V49H124ZM130 52H131V50H130ZM133 52H134V50H133ZM133 52L131 53V54H133ZM140 52V51H139ZM150 52V54H152ZM156 53V54H159V53ZM36 53V52H35ZM119 53V52H118ZM145 53V52H144ZM28 54V53H27ZM136 53H134V55H135ZM155 54V55H156ZM86 55V56H85ZM99 55H98V57H99ZM126 56L128 55V54H125ZM125 55H124V57H125ZM144 55V54H143ZM149 55V54H148ZM112 56V55H111ZM110 56V57H111ZM120 56V55H119ZM122 56V55H121ZM120 56V57H121ZM129 56H130V53H129ZM135 56H137V54L135 55ZM151 56V55H150ZM160 56V55H159ZM165 56V57H166ZM29 57V56H28ZM96 58H97V60L96 61H98V59L100 60V57L98 58L97 56H95ZM109 57V56H108ZM116 57V56H115ZM124 57H122V58H124ZM130 57H132V56H130ZM148 57V56H147ZM161 57H163V56H161ZM161 57H159L160 58V60H162L161 59ZM32 58V57H31ZM30 58V59H31ZM78 58V59H79ZM83 58V59H84ZM89 58H87V59H89ZM112 58V57H111ZM110 58V59H111ZM129 58V57H128ZM134 58V57H133ZM132 58V59H133ZM153 58V57H152ZM169 58V59H168ZM38 59H40V60H38ZM82 59V60H83ZM120 59V58H119ZM125 59H126V57H125ZM131 59V60H132ZM143 59H144V57H143ZM180 59V58H179ZM81 60V61H82ZM85 60H86V58H85ZM84 60V61H85ZM90 60V59H89ZM135 60H137L136 59V57H135ZM142 60V59H141ZM140 60V61H141ZM152 60V59H151ZM156 60H157V58H156ZM173 60V59H172ZM35 61L34 62H32V63H35ZM88 61V60H87ZM86 61V62H87ZM108 61V60H107ZM111 61V60H110ZM126 61H128V60H126ZM28 62V61H27ZM76 62H77V58H76ZM132 62V61H131ZM151 62H153V61H151ZM150 62V63H151ZM158 62V61H157ZM162 62H164V61H162ZM161 62V63H162ZM170 62V61H169ZM179 62V61H178ZM88 63V62H87ZM92 63H94V62H92ZM120 63V62H119ZM126 63H128V62H126ZM129 63H130V59H129ZM134 62H132V64H133ZM138 63V62H137ZM136 63V64H137ZM141 63V62H140ZM140 63H138V64H140ZM155 63V62H154ZM1 64V65H2ZM29 64H30V62H29ZM36 64V63H35ZM52 64V65H53ZM80 65L82 64V63H79ZM90 64V63H89ZM100 64V63H99ZM117 64V63H116ZM135 64V63H134ZM133 64V66H135ZM137 64V65H138ZM148 63H146L145 65H147ZM156 64V63H155ZM0 65V66H1ZM33 65V64H32ZM51 65V66H52ZM83 65V64H82ZM91 65H93V64H91ZM98 65V64H97ZM104 65V64H103ZM109 65H111L110 63H109ZM108 65V66H109ZM144 65V66H145ZM160 65V64H159ZM164 65H167V63L166 64H164L163 63V65H162V67L164 66ZM169 65V64H168ZM167 65V66H168ZM173 65V64H172ZM54 66V67H55ZM77 66V65H76ZM87 66V65H86ZM88 66H90V65H88ZM96 65H94V67H95ZM101 67H102V64L100 65ZM106 66H107V63H106ZM112 66V65H111ZM110 66V67H111ZM118 66V65H117ZM116 66V67H117ZM130 66H131V64H130ZM142 66V65H141ZM150 65L148 64V67H149ZM157 66V65H156ZM166 66V67H167ZM91 67V66H90ZM113 67V66H112ZM111 67V68H112ZM119 67V66H118ZM121 67H122V65H121ZM121 67H119V68H121ZM139 67V66H138ZM151 67H152V65L150 66V68H148L149 70L151 69ZM158 67V66H157ZM37 68V67H36ZM96 68V67H95ZM125 68V67H124ZM127 68V67H126ZM164 69H165V67H163ZM170 68H172L171 66H170ZM169 68V69H170ZM102 69V68H101ZM112 69H114V68H112ZM112 69H111V71H112ZM132 69H133V67H132ZM140 70L141 69H143V68H139ZM147 69V67H146V69L145 70H148ZM159 69L160 70H162V68H160L159 67ZM164 69H163V72H164ZM168 68L166 69V70H169ZM52 70V69H51ZM84 70V69H83ZM92 69L90 68V71H91ZM103 70V69H102ZM101 70V71H102ZM104 70H109V69H105V66H104ZM104 70L102 71V72H100V67H99V71H97V68L95 69V71H97L98 72V76L100 77V79H101V76L99 75V72H100V74L101 73H104ZM117 70V69H116ZM122 70V69H121ZM135 70V69H134ZM137 70V69H136ZM134 71L135 73L137 72V71ZM165 70V71H166ZM62 71V73H64ZM86 71H88V70H86ZM94 71V72H95ZM115 71V70H114ZM123 71V70H122ZM126 71V70H125ZM128 71V70H127ZM130 71H131V69H130ZM142 71V70H141ZM153 71V70H152ZM159 71V70H158ZM157 71V72H158ZM170 71V70H169ZM172 71V70H171ZM83 71H81V73H82ZM85 72V71H84ZM93 72V71H92ZM117 73H118V71H116ZM156 72V71H155ZM45 73V74H44ZM50 73V72H49ZM117 73H116V75H117ZM126 73V72H125ZM133 73V72H132ZM138 73V72H137ZM140 73H142V72H139V74ZM147 73V72H146ZM146 73H144V74H146ZM154 73V72H153ZM167 73H168V71H166V75H167ZM80 74V73H79ZM83 74V73H82ZM85 74V73H84ZM88 74H89V72H88ZM96 74V73H95ZM106 75L107 74H109L108 72H106L105 73ZM121 74V73H120ZM122 74L124 75V73L122 72ZM128 74V73H127ZM130 74V73H129ZM165 74V73H164ZM163 74V75H164ZM2 75V74H1ZM69 75V74H68ZM72 76H73V74H71ZM71 75H70V77H71ZM81 75V74H80ZM94 75V74H93ZM116 75H115V78H116ZM154 75V74H153ZM163 75H161V76H163ZM65 76V75H64ZM83 76V75H82ZM86 76V75H85ZM84 76V77H85ZM92 76V75H91ZM103 76H104V74H103ZM113 76H114V74H113ZM129 76H131V75H129ZM133 76V75H132ZM136 76V75H135ZM145 76H147V74L145 75ZM144 76V77H145ZM148 76H152L151 75V73L148 75ZM156 76H157V74H156ZM69 77V78H70ZM88 77H89V75H88ZM87 77V78H88ZM95 77V76H94ZM94 77H92V78H94ZM139 77V76H138ZM140 77H142V76H140ZM143 77V78H144ZM153 77H155V75L153 76ZM157 77H160V76H157ZM48 78V77H47ZM67 78V77H66ZM66 78H62V79H64V80H66ZM68 78V79H69ZM89 78H91V77H89ZM88 78V79H89ZM96 78H97V74H96ZM95 78V79H96ZM104 78H105V76H104ZM110 78V77H109ZM112 78V77H111ZM114 78V79H115ZM124 78H125V75H124ZM126 78H127V76H126ZM131 78H133V77H131ZM152 78V77H151ZM40 79H42L43 80V78H40ZM56 79V81H57V78H55ZM54 79V80H55ZM61 79V80H62ZM67 79V80H68ZM73 79V78H72ZM80 79V80H79ZM106 79V78H105ZM108 79V78H107ZM122 79H123V77H122ZM121 79V80H122ZM127 79H130V77L129 78H127ZM126 79V80H127ZM142 79V78H141ZM146 79V78H145ZM150 80V78L148 77L147 78V80ZM155 79H156V77H155ZM159 79V78H158ZM47 80V79H46ZM49 80V79H48ZM91 80V79H90ZM112 80H113V78H112ZM125 80V79H124ZM144 79H142V80H140L141 82L143 81ZM56 81H54V82H56ZM96 81H99V78H98V80H96ZM110 81V80H109ZM130 81V80H129ZM133 80H131V82H132ZM137 81V80H136ZM44 82V81H43ZM47 82V81H46ZM52 83H53V81H51ZM65 82V81H64ZM111 82H113V81H111ZM115 82H116V80H115ZM145 82V81H144ZM147 82V81H146ZM157 82V81H156ZM156 82H154L153 81V83L155 84ZM66 83V82H65ZM69 83V82H68ZM98 83H100V82H98ZM107 83H109V84H111L110 82H107ZM148 83H151V82H149L148 81ZM147 83V84H148ZM46 84V83H45ZM51 84V83H50ZM55 84V83H54ZM60 84H61V82H60ZM117 84H119V83H117ZM129 84V83H128ZM132 84V83H131ZM142 85H144L143 83H141ZM141 84L139 85V84H137L136 86H141ZM152 84V83H151ZM157 84H159V82L158 83H156V85ZM53 85V84H52ZM103 85H104V87H103ZM107 85V84H106ZM145 85H146V83H145ZM161 85H162V82H161ZM108 86V85H107ZM113 85L111 84V87H112ZM147 86V85H146ZM53 87V86H52ZM56 87V86H55ZM110 87V86H109ZM114 87H115V83H114ZM122 87V86H121ZM127 87V86H126ZM125 87V88H126ZM144 87V86H143ZM151 87V86H150ZM152 87H155V86H152ZM151 87V88H152ZM157 87V86H156ZM67 90H66V89ZM115 88H117L118 89V87L116 86ZM124 88V89H125ZM127 88H130L129 86L127 87ZM51 89V88H50ZM107 89H110V88H107ZM122 89V88H121ZM113 90V89H112ZM120 90V89H119ZM123 90V89H122ZM126 90V89H125ZM130 90V89H129ZM138 90V89H137ZM145 89H142V92L144 91ZM146 90H148V88L146 89ZM160 90V89H159ZM93 91V92H94ZM108 91V90H107ZM128 91V90H127ZM134 91H136L135 89H134ZM154 91V90H153ZM161 91V92H162ZM53 92H54V90H53ZM98 92H99V90H98ZM105 92V91H104ZM116 93H117V91H115ZM123 92V91H122ZM133 92V91H132ZM132 92H131V95H132ZM138 92V91H137ZM158 92H160V91H158ZM102 93V92H101ZM107 93V94H106ZM112 93H113V91H112ZM116 93H114V95H112L113 97H115L116 95ZM126 93V92H125ZM124 93V94H125ZM134 93V92H133ZM136 93V92H135ZM144 93V92H143ZM103 94V93H102ZM105 94L108 96V95H110L111 94V90H110V94H108V92H105ZM121 94V93H120ZM120 94H118V96L120 95ZM127 94H129L128 92H127ZM142 94V93H141ZM98 95V94H97ZM97 95H93L94 96V98L95 97H97ZM149 95H151V94H149ZM160 95H162V94H160ZM159 95V96H160ZM89 96V97H88ZM121 96H122V94H121ZM120 96V97H121ZM123 96H125V95H123ZM122 96V97H123ZM135 96H136V94H135ZM138 96V95H137ZM144 95H142V97H143ZM155 96V95H154ZM110 97V96H109ZM109 97H104V101H105V99L106 98H108L109 99ZM117 97V96H116ZM127 97V96H126ZM141 97V95H140V97H138V99L140 98H142ZM145 97H148L147 96V94L145 95ZM151 97H152V95H151ZM162 97V96H161ZM174 97H176L175 99H174ZM92 98V97H91ZM98 98V97H97ZM96 98V99H97ZM110 98H112V97H110ZM117 98H119V97H117ZM125 98V97H124ZM129 97H127V99H128ZM134 98H136V97H134ZM134 98H132V99H134ZM144 98V97H143ZM155 98H157V97H155ZM155 98H153V99H155ZM170 98H172V99H170ZM99 99V98H98ZM101 99V98H100ZM99 99V100H100ZM113 99V98H112ZM121 99V98H120ZM126 99V98H125ZM137 99V98H136ZM145 99H147V98H145ZM152 99V98H151ZM98 100V101H99ZM117 100V101H116ZM115 100V98H114V101H116V104H117V102H119L118 101V99H116ZM101 101V100H100ZM123 101V100H122ZM125 101H127V100H125ZM134 101V100H133ZM137 101V100H136ZM106 103H107V100L105 101ZM111 102H112V100H111ZM130 101H128V103H129ZM135 102V101H134ZM134 102H130V106L132 107V105H133V107L132 108H134ZM138 102V101H137ZM148 102H149V99H148ZM152 102H153V100H152ZM161 102V103H162ZM176 102L175 101H172V103H174V105L176 104ZM253 102H256L257 103V107H254L253 106ZM121 103H123V102H121ZM125 103V102H124ZM133 103V104H132ZM140 103V102H139ZM142 103H143V100H142ZM142 103H140V104H142ZM145 103V102H144ZM177 103V104H178ZM95 104V103H94ZM97 104V103H96ZM99 104H100V102H99ZM98 104V105H99ZM104 104V103H103ZM111 104H113V102L111 103ZM111 104H110V106H111ZM115 104V103H114ZM115 104V105H116ZM125 104H127V103H125ZM149 104V103H148ZM151 104V103H150ZM149 104V105H150ZM81 105V106H80ZM108 105H109V102H108ZM144 105V104H143ZM146 105V104H145ZM144 105V106H145ZM158 105V104H157ZM2 106V105H1ZM9 106V105H8ZM17 106V107H18ZM100 106V105H99ZM106 106V105H105ZM113 106V105H112ZM124 106H126V105H124ZM135 106H137L138 107V105L136 104ZM143 106V107H144ZM163 106V105H162ZM177 106V105H176ZM175 106V107H176ZM13 107V106H12ZM15 107V106H14ZM13 107V108H14ZM95 107H96V105H95ZM109 107V106H108ZM114 107H117V106H114ZM113 107V108H114ZM127 107V106H126ZM137 107H135V109H138ZM143 107H140V109H141V111H144L143 110ZM148 107V106H147ZM97 108V107H96ZM101 108V107H100ZM122 108V107H121ZM120 108V109H121ZM131 108V110H133ZM163 108H164V106H163ZM166 108V107H165ZM228 109L229 111H227L226 109ZM117 109V108H116ZM122 109H124V108H122ZM130 109V108H129ZM128 109V110H129ZM140 109H139V111H140ZM150 109V108H149ZM152 109V108H151ZM160 109V108H159ZM233 109V108H232ZM15 110H18V109H15ZM22 110V109H21ZM113 109H111V111H112ZM115 110V109H114ZM127 110V111H128ZM171 110H173V109H171ZM175 110V109H174ZM177 110V109H176ZM175 110V111H176ZM234 110H235V108H234ZM23 111V110H22ZM21 111V112H22ZM91 111V112H90ZM117 111V110H116ZM154 111H155V109H154ZM157 111V110H156ZM165 111H167V110H165ZM199 111H202L203 113H204V115H205V119H206V123H205V125H201L200 124V122H199V120H198V118H197V113L199 112ZM232 111V110H231ZM26 112V113H27ZM98 112V111H97ZM101 112V111H100ZM97 113L98 115V117L100 116L99 114H101V113ZM113 112V111H112ZM115 112V111H114ZM129 112H130V110L128 111V116L130 115L129 114ZM132 112V111H131ZM130 112V113H131ZM136 112H138V111H136ZM135 112V114H137ZM145 112V111H144ZM160 112V111H159ZM158 112V113H159ZM163 112H164V110H163ZM172 112H174V111H172ZM233 112V111H232ZM255 112V113H254ZM24 113V112H23ZM93 113V112H92ZM139 113V112H138ZM152 113V112H151ZM167 113H169V111H167ZM177 113H179L180 114V112H178L177 111ZM241 113V114H242ZM254 113V114H253ZM134 114V115H135ZM141 114V113H140ZM148 114H150V113H148ZM147 114V115H148ZM156 114H157V112H156ZM164 114H165V112H164ZM170 114V113H169ZM179 114H176V112H175V115H178L179 116ZM231 114V113H230ZM18 115H20L19 113H18ZM26 116H27V114H25ZM104 115V114H103ZM131 115H133V113H131ZM130 115V116H131ZM147 115H144L143 116V114H142V116L143 117H147ZM163 115V114H162ZM168 115V114H167ZM171 115V114H170ZM169 115V116H170ZM173 115V114H172ZM174 115V116H175ZM182 115V114H181ZM229 115V114H228ZM21 116V115H20ZM113 116V115H112ZM111 116V117H112ZM115 116V115H114ZM158 116V115H157ZM160 116H161V114H160ZM164 116V115H163ZM174 116H172V117H174ZM177 116V117H178ZM186 116H187V114H186ZM225 116V117H224ZM237 116V115H236ZM25 117V116H24ZM23 117V118H24ZM107 117H108V115H107ZM115 117H117V116H115ZM134 117V116H133ZM136 117V116H135ZM139 117H141V116H139ZM149 117V116H148ZM159 117V116H158ZM168 117V116H167ZM181 117H183V118H185V116L183 115V116H181ZM181 117H178V118H181ZM224 117V118H223ZM242 117H241V119H242ZM22 118V117H21ZM100 118H101V116H100ZM103 118V117H102ZM110 118V117H109ZM108 118V119H109ZM120 118V117H119ZM132 118V117H131ZM130 118V119H131ZM159 118H161V117H159ZM175 118V117H174ZM228 118V117H227ZM240 118V117H239ZM99 119V118H98ZM103 119H105V118H103ZM107 119V118H106ZM126 120H127V117L125 118ZM124 119V120H125ZM146 119H148V118H146ZM167 119V118H166ZM169 119H172V118H170L169 117ZM192 121H191V120ZM241 119L239 120V121H241ZM33 120V119H32ZM111 120V119H110ZM113 120V119H112ZM115 120H116V118H115ZM117 120H118V118H117ZM123 120V119H122ZM122 120H118V122L119 121H121L122 122ZM123 120V121H124ZM142 120H143V118H142ZM141 120V121H142ZM164 120V119H163ZM185 120H186V118H185ZM225 120V119H224ZM228 120H230V118L228 119ZM234 120H235V118H234ZM50 121V120H49ZM100 121H102V120H100ZM104 121V120H103ZM107 121V120H106ZM128 121H130V120H128ZM138 122H139V120H137ZM149 121V120H148ZM146 122V123H149V122ZM168 121V120H167ZM174 122H175V119L173 120ZM178 121H181V120H179L178 119ZM184 121V120H183ZM232 121V120H231ZM236 121V120H235ZM234 121V122H235ZM54 122V121H53ZM55 122H56V120H55ZM67 122H65V123H67ZM113 122V121H112ZM118 122H117V124H116V128H117V126H118ZM120 122V123H121ZM169 122V121H168ZM176 122H177V118H176ZM184 122H186V121H184ZM233 122V121H232ZM51 123V122H50ZM49 123V124H50ZM60 123V122H59ZM61 123H62V121H61ZM104 123V122H103ZM108 123V126H111V125H109V124H111V123H109V122H107ZM106 122H105V124H107ZM115 123V122H114ZM119 123V124H120ZM123 123V122H122ZM141 123V122H140ZM142 123H145V122H143L142 121ZM170 123V122H169ZM178 123V122H177ZM175 123L176 125H177V127H178V124L180 123ZM182 124H183V122H181ZM249 123H247V124H249ZM47 124H48V122H47ZM55 124H57V122L55 123ZM73 124V125H74ZM125 124V123H124ZM129 124H130V122H129ZM134 124H136V123H134ZM159 124H161V123H159ZM158 124V125H159ZM191 124V123H190ZM241 123H239V125H240ZM246 124V123H245ZM244 124V125H245ZM246 124V125H247ZM61 125V124H60ZM67 125V124H66ZM115 125V124H114ZM141 125V124H140ZM171 125V124H170ZM176 125H173V127H174V129L176 128ZM238 125V124H237ZM246 125H245V128L244 129H248V127H249V125L251 126V124H249L248 125V127L246 128ZM252 125H253V123H252ZM62 126H63V128H65V126L62 124ZM106 126V125H105ZM108 126H106V127H108ZM127 126V125H126ZM132 126H133V124H132ZM135 126V125H134ZM146 126H148L147 124H146ZM162 126V125H161ZM232 126V125H231ZM111 127H113V126H111ZM119 127V126H118ZM136 127V126H135ZM134 127V128H135ZM138 127V126H137ZM136 127V128H137ZM170 127V126H169ZM189 127V126H188ZM252 127V126H251ZM62 128V127H61ZM62 128V129H63ZM68 128H69V126H68ZM71 128H73V127H71ZM77 128V127H76ZM79 128V127H78ZM81 128H79L80 129V131L82 130ZM116 128L114 129L115 131H116ZM128 128H130V127H128ZM133 128V129H134ZM135 128V129H136ZM146 128H148V127H146ZM163 128V127H162ZM200 128L202 129V135H204L206 132H208V131H216V135H215V145L217 146L216 148H217V150H218V153L216 154L211 148H209L208 146H207V141H210L209 139H208V135L206 134V135H204V136H200L201 135V133H198L199 131H201L200 130ZM208 128H210V129H212V130H208ZM229 128H231V127H229ZM234 128H236L235 126H234ZM239 128V127H238ZM237 128V129H238ZM242 128V127H241ZM250 128V127H249ZM54 129V128H53ZM66 129V128H65ZM118 129V128H117ZM133 129H132V131H133ZM138 129H141V128H138ZM170 130H171V127L169 128ZM64 130V129H63ZM69 130V129H68ZM74 130H76V129H74ZM109 130V129H108ZM119 130V129H118ZM118 130H117V132H118ZM128 130H130V129H128ZM128 130H127V132H128ZM176 130H178V128H176ZM208 130V131H207ZM232 129H230L228 132V134L230 135L232 132H233V130H232V132H230ZM239 130V129H238ZM67 131V130H66ZM71 131V130H70ZM73 131V130H72ZM79 131V130H78ZM86 131V130H85ZM88 131V130H87ZM90 132V131H89ZM134 132L135 131H133L132 133L134 134ZM159 132V131H158ZM167 132H170V131H167ZM240 132H241V129H240ZM54 133V132H53ZM116 133V132H115ZM165 133V132H164ZM173 133V132H172ZM174 133H180V132H178V131H175ZM130 134H131V132H130ZM155 134V133H154ZM153 134V135H154ZM161 134H163V133H161ZM168 134V133H167ZM166 134V135H167ZM198 134H200V135H198ZM238 134V133H237ZM76 135H78V134H76ZM158 134H157V132H156V134L154 135V138H156L155 136H157ZM164 135V134H163ZM165 135V136H166ZM170 135H171V133H170ZM179 135V134H178ZM181 135V134H180ZM179 135V136H180ZM209 135H210V133H209ZM233 134H231V136H228V137H233L232 136ZM86 136H89V134L88 135H86ZM92 136V135H91ZM123 136V135H122ZM159 136H160V134H159ZM162 136V135H161ZM160 136V137H161ZM175 136V135H174ZM173 136V134H172V137H174ZM207 136V137H206ZM237 136V135H236ZM243 136V135H242ZM242 136H240V137H242ZM159 137V138H160ZM176 137H177V135H176ZM181 137V138H182ZM92 138V137H91ZM125 138V137H124ZM133 138H134V136H133ZM151 138H153V136L151 137ZM154 138H153V141L155 142V140H154ZM171 137H169L168 139H170ZM213 139L214 137H210V139ZM157 139V138H156ZM73 140H75V139H73ZM135 140V139H134ZM146 140V141H145ZM181 140V139H180ZM214 140V139H213ZM233 140H235V137L233 138ZM232 140V142H231V145L233 144V141ZM264 140V139H263ZM263 140L261 141L262 143H264L263 142ZM151 141V140H150ZM229 141H230V139H229ZM238 141V140H237ZM236 141V142H237ZM98 141L97 140H95V143H97ZM153 142V144L155 145V148H153V149H158V148H156L157 146H156V144ZM235 142V144H237ZM245 142V140L242 142V145H243V143ZM260 142V141H259ZM108 143V142H107ZM111 143H108V144H111ZM238 143L241 145V140L240 141H238ZM101 144H103V143H101ZM166 144V143H165ZM235 144H233V145H235ZM239 144H237L238 145V147L240 148L241 146L239 145ZM245 144V143H244ZM261 144V143H260ZM157 145H159L158 143H157ZM209 146H210V144H208ZM236 145V146H237ZM246 145V144H245ZM112 146V145H111ZM148 146H150V145H148ZM160 146V145H159ZM235 146V147H236ZM118 147V148H119ZM144 147V148H143ZM151 147H154V146H151ZM162 147H163V145H162ZM231 147V146H230ZM245 147V146H244ZM260 147H262V145L260 146ZM114 148V147H113ZM161 148V147H160ZM163 148H165V147H163ZM214 148V147H213ZM233 148V147H232ZM242 148V147H241ZM102 149V148H101ZM151 149V148H150ZM228 149V148H227ZM106 150V149H105ZM120 150V149H119ZM238 150V148L237 149H235V152ZM124 151V150H123ZM122 151V152H123ZM129 151V150H128ZM126 152V151H124V153L126 152V153H129V152ZM134 151V152H135ZM158 151V150H157ZM162 151V150H161ZM200 152L199 154H198V152ZM132 152V151H131ZM130 152V153H131ZM235 152H234V154H235ZM240 152V151H239ZM135 153H137V152H135ZM160 153V152H159ZM197 153V154H196ZM232 154H233V152H231ZM264 153V152H263ZM131 154H133V153H131ZM236 154H239L238 152L236 153ZM235 154V156H232V157H230V161H231V159L232 158H234V157H236L237 158V156L238 155H236ZM144 155V154H143ZM264 155V154H263ZM134 156L136 157V156H138L139 157V155H136V154H134ZM142 157V156H141ZM140 157V158H141ZM148 158V157H147ZM227 158H228V156H227ZM255 159V158H254ZM236 161L238 160V159H235ZM256 160V159H255ZM239 161V160H238ZM237 161V162H238ZM250 161H252V160H250ZM232 162V161H231ZM260 162V161H259ZM186 163H188V164H190V167H188V166H186L185 164ZM234 163V162H233ZM243 163V162H242ZM246 163H248V162H246ZM257 163V168L255 169V170H253V171H243V170H241L242 171V173H243V177H245L243 180L245 181V183H244V185H242V183H240L242 186H243V188L245 189V191L243 190V192H240V193H242V194H244L245 196L244 197H246V198H248L249 199V201L251 202V200H257V201H259V202H261V203H263L264 204V160H261V164L259 165V163L258 162H256ZM256 163H255V167H256ZM150 164H151V162H150ZM235 164V163H234ZM240 164H241V162H240ZM250 164H253V163H250ZM152 165V164H151ZM244 165H247V164H244ZM156 166V165H155ZM191 166H193V167H191ZM248 166V165H247ZM157 167H159V166H157ZM253 167V166H252ZM248 168L250 169V167L248 166ZM160 170H161V168H159ZM158 169V170H159ZM162 169H163V167H162ZM242 169H245V168H243L242 167ZM159 170V171H160ZM166 170V169H165ZM235 170V169H234ZM239 170V171H240ZM246 170V169H245ZM162 171V170H161ZM172 171V172H173ZM179 171V170H178ZM177 171V172H178ZM171 172V171H170ZM169 172V173H170ZM176 172V173H177ZM237 172V171H236ZM174 173V172H173ZM173 173H171V174H173ZM232 173V172H231ZM178 174H179V172H178ZM236 174V173H235ZM186 175V174H185ZM185 175H183V173H182V176H185ZM234 175V174H233ZM175 176H176V174H175ZM177 176H179V175H177ZM237 176V175H236ZM180 177V176H179ZM192 178V177H191ZM191 178H190V180H191ZM194 178H192L193 179V181H196ZM186 179V178H185ZM189 178H187V180H188ZM235 179H238L240 182H241V179L240 178H235ZM197 180V181H198ZM189 181V180H188ZM200 182V181H199ZM199 182H197L198 184H199ZM186 183H187V181H186ZM204 183H203V185H204ZM237 183H238V181H237ZM236 183V184H237ZM235 184V185H236ZM239 184V185H240ZM206 185H204V186H206ZM238 185V184H237ZM197 185H195V187H196ZM200 186V185H199ZM208 187V186H207ZM206 187V188H207ZM209 188H207V189H209ZM240 188V187H239ZM242 188V189H243ZM216 189H215V192H216ZM236 189V188H235ZM213 190V189H212ZM237 190H238V187H237ZM236 190V191H237ZM219 191H221V190H219ZM239 191V190H238ZM242 191V190H241ZM217 193H218V191H217ZM221 193V192H220ZM228 193H225V194H228ZM238 193V192H237ZM243 197V198H244ZM240 198V197H239ZM245 198V199H246ZM242 199V198H241ZM244 199V200H245ZM248 199H246V200H248ZM248 201V202H249ZM247 205V204H246ZM251 205V203L249 204V206ZM249 206H246V207H249ZM254 207V206H253ZM250 208H252V207H250ZM262 215L264 216V210H262Z\"/></svg>",
    "mask_w": 264,
    "mask_h": 264
}]
</instances>
